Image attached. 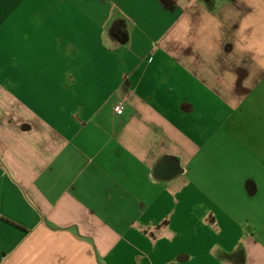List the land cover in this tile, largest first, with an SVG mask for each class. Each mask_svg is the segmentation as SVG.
I'll use <instances>...</instances> for the list:
<instances>
[{
	"label": "crops",
	"instance_id": "obj_1",
	"mask_svg": "<svg viewBox=\"0 0 264 264\" xmlns=\"http://www.w3.org/2000/svg\"><path fill=\"white\" fill-rule=\"evenodd\" d=\"M259 3L201 55L216 0H0V42L66 43L0 113V264H264V71L232 42Z\"/></svg>",
	"mask_w": 264,
	"mask_h": 264
},
{
	"label": "rangeland",
	"instance_id": "obj_2",
	"mask_svg": "<svg viewBox=\"0 0 264 264\" xmlns=\"http://www.w3.org/2000/svg\"><path fill=\"white\" fill-rule=\"evenodd\" d=\"M68 31V30H67ZM5 33H8L7 31ZM17 34L14 39L8 43L1 41L2 51H0V64L7 67L9 77L14 82L19 81V64L26 61L25 55L33 54L30 58L28 71L22 69L21 72L26 75H33V71L40 73L43 77L47 68L55 66L56 56L65 52L66 43L59 41L55 27L49 26L48 23L32 24L24 22L17 27ZM57 66V64H56ZM34 72V74H36ZM5 81L0 79V113H7V104L14 103L19 110V83H15L13 87L7 88ZM17 87V88H16Z\"/></svg>",
	"mask_w": 264,
	"mask_h": 264
},
{
	"label": "clouds",
	"instance_id": "obj_3",
	"mask_svg": "<svg viewBox=\"0 0 264 264\" xmlns=\"http://www.w3.org/2000/svg\"><path fill=\"white\" fill-rule=\"evenodd\" d=\"M241 2V0H240ZM216 13L213 16V27L209 31L207 23H202L197 42L193 47L203 55L204 52L214 53L218 42L225 40L229 35L225 29L231 28V21L235 16L232 0H216ZM222 14V18H221ZM248 29L243 30L232 42L239 45L240 51L249 58L258 69L264 71V0L255 6L254 16L248 21ZM188 32H192V20L187 21ZM235 33V32H234ZM232 33L231 35H233Z\"/></svg>",
	"mask_w": 264,
	"mask_h": 264
},
{
	"label": "built area",
	"instance_id": "obj_4",
	"mask_svg": "<svg viewBox=\"0 0 264 264\" xmlns=\"http://www.w3.org/2000/svg\"><path fill=\"white\" fill-rule=\"evenodd\" d=\"M114 110L117 114H122L124 112V104L123 102H118L115 107Z\"/></svg>",
	"mask_w": 264,
	"mask_h": 264
}]
</instances>
